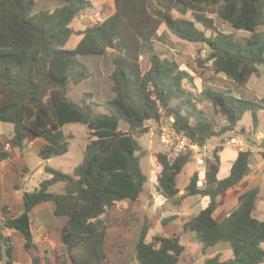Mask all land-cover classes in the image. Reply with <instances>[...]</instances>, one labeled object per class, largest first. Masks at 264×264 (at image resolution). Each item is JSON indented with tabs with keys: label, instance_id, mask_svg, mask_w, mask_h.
<instances>
[{
	"label": "trees",
	"instance_id": "16d2710c",
	"mask_svg": "<svg viewBox=\"0 0 264 264\" xmlns=\"http://www.w3.org/2000/svg\"><path fill=\"white\" fill-rule=\"evenodd\" d=\"M114 1V14L75 31L72 22L94 7L90 0H65L53 10L39 11L38 0H0V122L14 125L11 142L0 141V164L10 158L7 145L24 151L32 140L41 138L46 143L39 156L48 161L53 155L64 154L68 139L74 137L62 132L65 124L80 122L89 129L84 160L73 174L46 167L50 177L24 193V212L0 221V248L5 247L0 261L5 264H16L14 245L5 230L20 232L25 249L31 253L36 247L33 211L48 202L54 205L56 217L66 218L62 263L104 264L111 210L118 203H138L149 181L141 165L145 151L139 139L150 131V121L173 117L175 129L199 144L224 142L247 113H251L255 127L259 123L262 104L217 89L199 91L193 76L177 61L155 53L145 67L142 56L153 50V40L166 25L178 38L205 45L209 50L205 62L212 64L215 74L246 86L259 74V66H264V0ZM188 12L191 18H186ZM212 15L248 35L221 31ZM73 35L82 38L69 49ZM110 51L114 52L112 98L97 103L93 93H84L78 101L73 100L69 96L71 85L93 76L79 55ZM205 101L212 103L226 123L219 125L205 113L200 107ZM100 106L107 113L98 112ZM222 150L219 147L207 160L203 179L197 172L192 175L182 195L178 178L193 161L191 155L171 159L167 153H157V189L176 205L192 196L210 198L206 209L185 221L184 231L196 234L199 254L229 243L233 257L224 260L218 254L204 264H263L264 221L256 217L258 190L243 194L239 207L230 214L215 217L219 198L252 171V152L241 151L230 175L219 179ZM57 185L61 190H53ZM177 218L169 216L163 225ZM148 232L145 226L135 246L139 264L181 263L186 248L179 235H156L148 241Z\"/></svg>",
	"mask_w": 264,
	"mask_h": 264
},
{
	"label": "rangeland",
	"instance_id": "374dc122",
	"mask_svg": "<svg viewBox=\"0 0 264 264\" xmlns=\"http://www.w3.org/2000/svg\"><path fill=\"white\" fill-rule=\"evenodd\" d=\"M90 1L93 3L94 7L85 11L83 16L76 18L72 22L71 27L74 30L81 31L84 30L88 25L103 22L115 12L114 0ZM64 2L65 0H38L36 11L41 9L53 10L55 7L64 4ZM175 14L180 16L178 12H175ZM186 18H191V12H188ZM217 25L223 31H232L231 26H224L219 19L217 20ZM197 27L205 31L203 25L197 23ZM233 31L236 30L233 29ZM240 32L243 33V35H248L246 31ZM207 33L209 34V32ZM79 40L80 38L77 35L72 36L67 48H75L79 43ZM155 53L159 54L162 58H168L177 61L181 69L188 71L193 76L199 91H204L206 89H217L220 91L229 92L231 95L238 97L236 93H232L236 88L233 86V81H226L223 78H219L217 74H215L212 64L205 62L209 54V50L205 45L182 40L172 34L166 25H164L160 30L159 35L155 38V50L152 52L147 50L143 55L142 60L145 67L150 65L149 56ZM113 54L114 52L110 51L105 55H79L80 60L89 66L93 76L83 81L79 85H71L69 96L73 100L78 101L84 93H93L94 101L97 103H103L106 100L112 98V82L110 77L112 72L111 57ZM259 69L262 73L261 78L253 76V81H257L259 84L263 85L264 66H259ZM252 85L253 84L250 83L249 87ZM260 92L261 91L258 92V96H260ZM256 102L264 106V102L260 100H257ZM200 107L210 118L215 119L219 125L226 123V118L223 115L216 113L211 102L205 101ZM97 110L101 113H107V110L101 106L98 107ZM149 126L150 131L139 139V142L145 151L141 165L144 173L149 177L146 190L149 188L152 190L153 188V191L157 194V168L154 157L157 153L168 152L162 145L159 138V124L157 122H153L152 124H149ZM238 126L239 128L244 127L247 130H250V127H253L251 113L246 114L243 118V121H241ZM122 128L125 129L126 125L122 124ZM61 130L66 136L73 135L74 137L68 139V150L64 154L53 155L48 161H44L39 156V154H37V150H39L38 145L40 142H36V140L31 141L35 143L33 145V150H31L28 156L30 161L29 169L32 174L30 185H28L27 188L28 190H34L39 185L41 180L50 177V174L46 171V167H50L51 169L66 174H73L76 167H78L83 162L85 148L89 142L88 127L80 122H70L65 124ZM13 134V124L0 122V135L3 137V143L7 144L11 142ZM234 134L237 135V133ZM26 149L24 151H26ZM213 156L214 155L210 156L208 159H212ZM40 162L44 163V165H41ZM198 165L199 164H196V162L193 160L186 166L184 172L178 178V185L180 188H185L189 184L191 177ZM153 178L154 180H151ZM61 188V185H57L53 188V190L59 191ZM191 199L192 202L199 199V197L192 196ZM149 200V207L152 208L157 204L155 200ZM120 205L124 204L121 203ZM173 206L180 205H176L171 201L168 202V204L158 206L156 210H148L147 212L140 211L139 208L137 210H125L126 206H122V208H113L110 212V224L108 229L109 234L107 233V239L105 243L106 259L104 264H139V262L136 260L135 246L139 240L143 228L145 226L149 228L148 241H151V239L156 235L168 234V225H163V220L165 219L163 217L172 214L170 211L174 208ZM200 210V206L195 209L196 212ZM36 211L37 212H35V216H33L35 223L34 228L36 247L31 250V253H28L25 249L23 240L15 239V261L17 264H64L62 263L60 256L64 248L62 229L66 222V218L54 216L56 223H52L50 222L51 220L47 218L46 220L43 219L44 214L41 213L40 210ZM42 224L45 226L42 227ZM6 231L7 230H5V234L11 237V235L6 233ZM170 236H172V234H170ZM184 240L187 244V249L180 264H188V260L194 258L198 254L197 249H199L198 245H190L191 239L189 237L184 238ZM4 250L5 247L2 245L0 251L4 253ZM232 257V252L225 254L224 260L230 259ZM34 259L38 260V263H36ZM3 264H5V261ZM66 264L73 263L71 260H68Z\"/></svg>",
	"mask_w": 264,
	"mask_h": 264
},
{
	"label": "crops",
	"instance_id": "0c3cea01",
	"mask_svg": "<svg viewBox=\"0 0 264 264\" xmlns=\"http://www.w3.org/2000/svg\"><path fill=\"white\" fill-rule=\"evenodd\" d=\"M212 17L215 19L217 25V20L219 18L216 15H212ZM219 20L223 23L224 26L226 27L227 25L231 26L230 24L222 21L221 19ZM163 26L164 25H162L161 28L159 29L157 36L159 35V32L163 28ZM233 29L234 28L232 27L231 32L223 31L222 29L220 30L226 33L235 32L237 34L243 35V33H241L240 31H233ZM77 36L81 40L82 36L81 35H77ZM152 44H153L152 46L153 50H151V52L155 50V39L153 40ZM261 75L262 73L259 69V74L254 76L261 78ZM217 76L219 78H223L226 81L229 80L223 74H219ZM232 83H234L233 86L236 87L232 93H236L238 95V98L252 99L254 101L260 100L264 102V87H262L264 86V84L261 85L257 81H253V76L250 78L246 86H240L235 82ZM250 83L253 84L251 87H249ZM259 91H261L259 94L260 96H258ZM243 130L245 132H243ZM234 133H237V135ZM231 137L243 138L244 139V141H242L243 146L224 145L225 142H227L228 139H230ZM2 139L3 137L0 135V141H2ZM35 140L36 142H40L38 145L39 150H37V154H39L41 146L45 145L46 142L41 138H37ZM210 142H212L213 144H217L219 147H223V150L219 153L222 162L220 173L218 175L219 179H224L230 175L233 163L236 161L241 151H251L253 154L251 173L238 186H236L233 189H230L223 196L219 198L218 209L215 212V217L222 218L223 216L230 214L236 208L239 207L240 197L243 194L247 193L250 190H258L259 198L257 203L256 217L259 220L264 221V110H262L259 113V123L257 127L253 125V127H250V130H247L244 127L239 128V126H237L236 131L232 132L231 135L228 134L224 137V142L220 140H215ZM34 143L35 142H31L28 145L26 151H19L18 149L11 148V146L9 145L10 158L0 164V221H4L7 217L9 218L17 217L21 215L25 210L24 193L27 190L28 185H30L31 182L30 179H32V174L29 169L30 161L28 156L31 150H33ZM40 164L44 165V163L42 162H40ZM195 172L199 173L200 177L203 179L206 174V164L200 165V167L198 165L195 169ZM151 180H154V178ZM156 188H157V180H156ZM180 189H181L180 194L181 195L184 194L185 188H180ZM197 197H199V199L194 200L192 202H191L192 200L191 197H189L186 200H184L180 206H173L174 208L170 211V213L172 214H170L169 216L175 215L178 218L175 221L165 225V226L168 225L167 226L168 234L164 236H170V234H172V236L179 235L181 238V243L185 246L186 249H187V244L185 243L184 240V238L186 237H189L191 239L190 245L192 244L198 245L199 249H200V245L196 234L184 231L183 226L185 221L191 215L196 213L195 209L198 206H200L201 210H203L206 209L210 203L209 197H201V196H197ZM149 199L155 200L156 203L159 205L156 204L152 208L149 207V201H150ZM168 202H171V200L164 197L161 194V192L158 191V189L156 194V192L153 191V188L152 190L150 188L146 190V186H145V191L142 194V197L138 203L126 201V202H122L124 205H120L121 203H118L113 208L115 207L122 208V206H126L125 210H130V209L137 210L139 208L140 211L147 212L148 210L149 211H153L154 209L156 210L158 206L168 204ZM36 210H40V212L44 214L43 219L46 220L47 218L51 220L50 222L56 223V220H54V216H55L54 205L52 203L48 202L37 206L33 211V216H35V212H37ZM169 216H164L163 218H167ZM44 226L45 225L42 224V227ZM8 230L6 231V233L11 235L10 238L12 244L14 245L13 256L15 258V241L23 240L25 245V238L20 232H17L16 230H11V229L9 231ZM199 249H197L198 254L194 258L188 260V264H204L207 258L214 257L218 254H221L222 258L224 259L225 254H229L232 252V247L229 243L218 244L214 248L209 249L206 255L199 254L198 252ZM15 263L17 264L16 261ZM0 264H3V262L0 261Z\"/></svg>",
	"mask_w": 264,
	"mask_h": 264
},
{
	"label": "built area",
	"instance_id": "2783aa9c",
	"mask_svg": "<svg viewBox=\"0 0 264 264\" xmlns=\"http://www.w3.org/2000/svg\"><path fill=\"white\" fill-rule=\"evenodd\" d=\"M150 121L149 124H152ZM175 120L173 117H162L159 124V138L162 145L167 150L170 158H176L181 155H191V158L199 165H205L207 159L214 155L218 149L217 144L207 142L199 144L190 140L187 136L180 134L174 127ZM243 138L231 137L224 145H240L243 146ZM6 150L10 152V146H6ZM202 186V182H198Z\"/></svg>",
	"mask_w": 264,
	"mask_h": 264
}]
</instances>
